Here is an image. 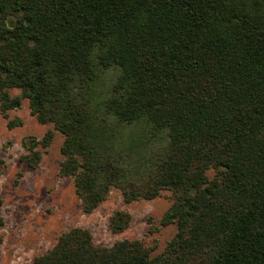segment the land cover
<instances>
[{
	"label": "trees",
	"instance_id": "obj_1",
	"mask_svg": "<svg viewBox=\"0 0 264 264\" xmlns=\"http://www.w3.org/2000/svg\"><path fill=\"white\" fill-rule=\"evenodd\" d=\"M23 99L63 136L84 213L113 188L169 191L161 224L176 225L156 256L76 227L32 264H264V0H0L1 115Z\"/></svg>",
	"mask_w": 264,
	"mask_h": 264
},
{
	"label": "rangeland",
	"instance_id": "obj_2",
	"mask_svg": "<svg viewBox=\"0 0 264 264\" xmlns=\"http://www.w3.org/2000/svg\"><path fill=\"white\" fill-rule=\"evenodd\" d=\"M8 93L14 97L20 91L11 88ZM7 115L4 118L0 113V264H32L61 234L76 227L88 230L98 247H111L126 239L143 242L151 256L165 250L176 232L175 224H161L172 203L169 191L152 200L125 203L113 188L94 211L84 213L72 178L59 174L63 159L60 132L51 123H39L30 114L26 99ZM8 121L16 126L9 129ZM48 131L53 132L51 142L42 147L39 142ZM31 145L40 153L36 166L23 158ZM119 210L128 212L131 221L121 233H112L109 218Z\"/></svg>",
	"mask_w": 264,
	"mask_h": 264
}]
</instances>
